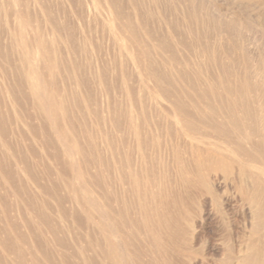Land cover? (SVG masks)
I'll return each mask as SVG.
<instances>
[{
    "label": "rangeland",
    "instance_id": "374dc122",
    "mask_svg": "<svg viewBox=\"0 0 264 264\" xmlns=\"http://www.w3.org/2000/svg\"><path fill=\"white\" fill-rule=\"evenodd\" d=\"M258 144L264 0H0V264H237Z\"/></svg>",
    "mask_w": 264,
    "mask_h": 264
},
{
    "label": "bare ground",
    "instance_id": "6f19581e",
    "mask_svg": "<svg viewBox=\"0 0 264 264\" xmlns=\"http://www.w3.org/2000/svg\"><path fill=\"white\" fill-rule=\"evenodd\" d=\"M31 80L33 81L32 76ZM32 83L34 84V82ZM234 126L235 128L238 127V125L235 123ZM213 129L216 133H218L215 126H213ZM258 146V152L260 156L258 158L255 156L249 157V160L256 164L254 166L256 170L248 171L245 168L241 169V173L244 174L250 182L249 190L241 189L240 193L242 198L249 204L253 212V221L250 225L251 235L260 229H264V144H258ZM237 147L240 149L239 146ZM234 149L236 150V144L234 145ZM228 169L229 166L224 161L223 157L221 158L216 156L211 151L198 152L195 160V168L190 174H188L186 171H183L182 177L186 185L189 186L190 189L194 190L206 184L208 179L207 173L209 171L219 170L226 173ZM194 198L195 197L192 194L191 200H194ZM185 205L188 208V204ZM168 214L162 212L158 215L159 218L157 220L156 227L160 228L159 224L162 223L164 226L163 228L168 231L170 247L173 252L179 253L183 256L191 255L194 250L193 245L195 244L197 237H192L190 234V228L181 222L182 217L179 216L181 214L178 215L180 217L179 220L171 219ZM149 231L152 232L151 235L155 245H157V247H162V237L155 231V227H149ZM247 248H251L253 253H248L245 251L242 257L237 260V264H256L255 261H264V240L261 238H256V240L255 238L249 239Z\"/></svg>",
    "mask_w": 264,
    "mask_h": 264
}]
</instances>
